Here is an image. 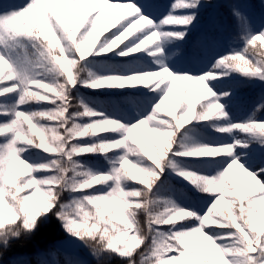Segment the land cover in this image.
I'll return each instance as SVG.
<instances>
[{
    "label": "snow or ice",
    "instance_id": "obj_1",
    "mask_svg": "<svg viewBox=\"0 0 264 264\" xmlns=\"http://www.w3.org/2000/svg\"><path fill=\"white\" fill-rule=\"evenodd\" d=\"M33 258L264 264V0H0V264Z\"/></svg>",
    "mask_w": 264,
    "mask_h": 264
},
{
    "label": "trees",
    "instance_id": "obj_2",
    "mask_svg": "<svg viewBox=\"0 0 264 264\" xmlns=\"http://www.w3.org/2000/svg\"><path fill=\"white\" fill-rule=\"evenodd\" d=\"M162 2L167 4V5H170L171 3H174L175 0H162ZM256 2L259 3V0H256ZM180 11H183V10L177 9V12H180ZM205 15H206V13H205ZM203 18L204 17L202 16V19ZM60 235H63V234L60 233L58 230L57 231L49 230L48 232H46L41 237H38L36 239V241H34L31 244H14L13 245V253H10V255L22 254V255H27L29 257H33V252L38 245H43V244L47 243L48 241H50V240H52V239H54ZM33 264H35L34 258H33Z\"/></svg>",
    "mask_w": 264,
    "mask_h": 264
}]
</instances>
